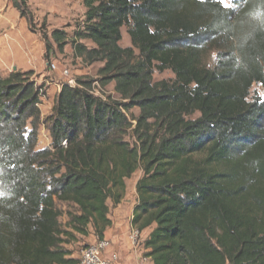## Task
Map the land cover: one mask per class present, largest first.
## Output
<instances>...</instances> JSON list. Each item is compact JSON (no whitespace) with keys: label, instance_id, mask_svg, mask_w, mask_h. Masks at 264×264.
Masks as SVG:
<instances>
[{"label":"trees","instance_id":"obj_1","mask_svg":"<svg viewBox=\"0 0 264 264\" xmlns=\"http://www.w3.org/2000/svg\"><path fill=\"white\" fill-rule=\"evenodd\" d=\"M9 1L38 31L29 0ZM82 4L72 38L40 23L44 59L72 43L115 95L79 77L43 116L34 70L0 76V264H78L70 245L105 238L138 171L151 264H264V0Z\"/></svg>","mask_w":264,"mask_h":264},{"label":"rangeland","instance_id":"obj_2","mask_svg":"<svg viewBox=\"0 0 264 264\" xmlns=\"http://www.w3.org/2000/svg\"><path fill=\"white\" fill-rule=\"evenodd\" d=\"M62 1H65V0H52V4H59ZM233 3H234V0H227V5H230ZM82 7H84L82 4V1H79L75 7L76 8L75 14L72 15L70 18H68L66 23L64 24L63 22L57 21L56 18L53 19V17H51L52 21L49 22L48 18L49 16H51L52 13H50L49 11H45V12L43 11V14H45L43 20H42V17L37 18L35 15V18L39 24L38 29H37L38 31H32L29 28V23L27 19L21 16V13L19 12V10L16 7H14L13 4L9 0H0V34L2 33L3 30H7V29L12 30L14 32V36L19 39V42L21 45L28 43L30 41L29 37H31V34H35L36 37L32 36V38L35 39L33 40V45L36 46V44L41 40L43 42V49L45 53V43L39 31L42 21H46V24H47L46 30L49 33L56 28H62V29L67 30V32L72 38L74 31L82 24V21H83L84 12L82 10ZM31 10L32 11L34 10L33 6L31 7ZM121 44L122 46H125V47L131 45L130 37L127 33L126 28H123V40L121 41ZM89 45H91V43H89ZM19 56L20 58H22L23 53L19 54ZM38 61L39 62L36 66L38 65L40 66L34 69L35 71L34 77L38 84L44 85V90L46 91V94L42 97V103L40 105L43 116L48 115L52 111V107L54 104V98L57 94L56 90L58 89L59 84L63 85V83H70V81H74L72 84L74 85L76 83L77 78L79 77H88L90 79H93L94 81L99 80L97 70L99 66H101V63H96L94 65H86L81 60V58L76 56L75 51H74V46L72 43H69L65 47L64 52H59L55 50L51 54L49 63L45 59H43V61H40V60ZM53 64L56 66L55 68L52 66ZM8 68L10 69V66ZM9 69L1 67L0 65V76H7ZM65 70L67 71L66 74L64 73ZM154 78L156 80H162V79L169 80V79L174 78V74L170 70H166L164 72H155ZM258 90H260V86L258 85L253 86V91L258 92ZM103 95L105 96V98L102 97L103 99H106L107 96L109 95L111 96L115 95L113 85L106 86L104 88ZM262 96L264 97V92L262 93ZM133 112L135 114H138L139 109L135 108L133 109ZM131 141H132V138H131ZM50 142H51V139H50L48 131L44 128V126H41L40 131H39V143H38L37 148L39 149L45 148L50 144ZM141 174H142L141 171H138L132 176V178L127 180V185L129 183V186L131 189H133L134 185L137 183ZM134 234L135 236H138L139 238H141L142 236L141 231H139L135 226H133L130 236H133ZM89 244L90 243H83L81 241L80 244H72L70 246H72V250L73 252L74 251L76 252L75 255L77 256L80 249L84 245L88 246ZM141 256L147 258L144 255V253ZM147 259L150 261L149 258ZM149 261H148V264H150Z\"/></svg>","mask_w":264,"mask_h":264},{"label":"crops","instance_id":"obj_3","mask_svg":"<svg viewBox=\"0 0 264 264\" xmlns=\"http://www.w3.org/2000/svg\"><path fill=\"white\" fill-rule=\"evenodd\" d=\"M82 0H65L59 4H52V0H29L30 7H34L33 12L36 17L44 18L43 11H49V22L51 17L57 19L59 22L66 23L67 19L70 18L76 12V4ZM84 12V7H82ZM43 15H42V14ZM50 24V23H49ZM31 34L29 42L26 44H20L19 39L14 36V32L10 29L3 30L0 34V65L1 67L7 68L10 66L7 75L16 70H34L38 64V60L43 61L44 49L43 42L40 40L36 46L33 45ZM36 37V36H35ZM19 42V43H18ZM23 53V57L20 58L19 54ZM18 56V57H17ZM25 60V62H24ZM62 84L58 85L56 93L61 90ZM137 184V183H136ZM136 184L133 189L130 188L129 183L127 185V192L125 198L118 205H112L109 213V217L112 220V225L106 230L105 238L111 241V245L105 250L104 257L111 259L113 254L118 255V264H136L139 261V257L144 253L143 241L147 237L149 229L141 232V244L136 248L133 247L130 234L133 228V217L135 208L138 204V194L136 191ZM99 238L94 234L90 233L85 236L82 240L83 243L94 244ZM78 242L77 244H80ZM72 249V246H70ZM77 247V246H76ZM73 251V250H72ZM75 251L72 256L76 258ZM151 264V261H149Z\"/></svg>","mask_w":264,"mask_h":264},{"label":"built area","instance_id":"obj_4","mask_svg":"<svg viewBox=\"0 0 264 264\" xmlns=\"http://www.w3.org/2000/svg\"><path fill=\"white\" fill-rule=\"evenodd\" d=\"M56 67L54 64L52 65ZM66 74L67 71L65 70ZM74 81H70L73 84ZM104 88L102 87L100 80H95L91 89V92L97 96L105 98L103 95ZM132 245L134 248L141 244V238L138 236H130ZM111 245V241L107 238L98 239L96 243L84 245L78 252L76 258L78 264H118V255L117 253L113 254L111 259H106L104 257L105 250ZM148 259L145 257H139V261L136 264H148Z\"/></svg>","mask_w":264,"mask_h":264},{"label":"snow or ice","instance_id":"obj_5","mask_svg":"<svg viewBox=\"0 0 264 264\" xmlns=\"http://www.w3.org/2000/svg\"><path fill=\"white\" fill-rule=\"evenodd\" d=\"M223 3H225V6H227V0H222Z\"/></svg>","mask_w":264,"mask_h":264},{"label":"water","instance_id":"obj_6","mask_svg":"<svg viewBox=\"0 0 264 264\" xmlns=\"http://www.w3.org/2000/svg\"><path fill=\"white\" fill-rule=\"evenodd\" d=\"M14 70H16V67L14 68Z\"/></svg>","mask_w":264,"mask_h":264}]
</instances>
